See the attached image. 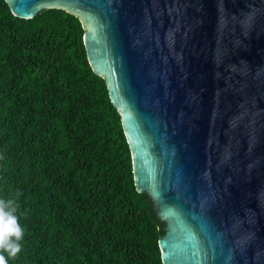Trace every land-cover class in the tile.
<instances>
[{
    "label": "water",
    "instance_id": "95a60500",
    "mask_svg": "<svg viewBox=\"0 0 264 264\" xmlns=\"http://www.w3.org/2000/svg\"><path fill=\"white\" fill-rule=\"evenodd\" d=\"M78 17L163 264H264V0H6Z\"/></svg>",
    "mask_w": 264,
    "mask_h": 264
},
{
    "label": "trees",
    "instance_id": "16d2710c",
    "mask_svg": "<svg viewBox=\"0 0 264 264\" xmlns=\"http://www.w3.org/2000/svg\"><path fill=\"white\" fill-rule=\"evenodd\" d=\"M84 34L65 10L21 19L0 0V198L20 193L24 229L8 264H163L165 223Z\"/></svg>",
    "mask_w": 264,
    "mask_h": 264
},
{
    "label": "clouds",
    "instance_id": "9594fccd",
    "mask_svg": "<svg viewBox=\"0 0 264 264\" xmlns=\"http://www.w3.org/2000/svg\"><path fill=\"white\" fill-rule=\"evenodd\" d=\"M19 196L17 192L11 198H0V264H8L9 259H16L22 251L24 229L17 215Z\"/></svg>",
    "mask_w": 264,
    "mask_h": 264
}]
</instances>
